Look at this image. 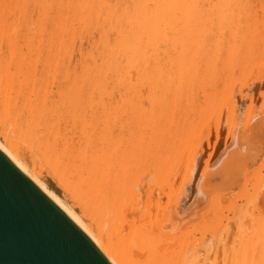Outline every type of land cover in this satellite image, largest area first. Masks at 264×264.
Here are the masks:
<instances>
[{"label": "bare ground", "instance_id": "6f19581e", "mask_svg": "<svg viewBox=\"0 0 264 264\" xmlns=\"http://www.w3.org/2000/svg\"><path fill=\"white\" fill-rule=\"evenodd\" d=\"M263 126L264 0H0V149L112 264H264L205 203Z\"/></svg>", "mask_w": 264, "mask_h": 264}, {"label": "water", "instance_id": "95a60500", "mask_svg": "<svg viewBox=\"0 0 264 264\" xmlns=\"http://www.w3.org/2000/svg\"><path fill=\"white\" fill-rule=\"evenodd\" d=\"M0 264H112L1 149Z\"/></svg>", "mask_w": 264, "mask_h": 264}, {"label": "rangeland", "instance_id": "374dc122", "mask_svg": "<svg viewBox=\"0 0 264 264\" xmlns=\"http://www.w3.org/2000/svg\"><path fill=\"white\" fill-rule=\"evenodd\" d=\"M244 111V110H243ZM243 111L241 110V112H240V114H239V118L241 117V121H240V119L235 123V126H237V124L239 123V124H241V125H243V127L244 126H248V124L249 123H244V121H243V117L246 115L245 113L246 112H244L243 113ZM245 124V125H244ZM262 128V130H264V126L263 127H261ZM258 135H257V137L259 136V131H258V133H257ZM260 136H261V134H260ZM260 136H259V138H260ZM261 139V138H260ZM260 141H262V140H260ZM223 145V144H222ZM252 147H255V150H254V148H252L251 147V151L253 150V155H249V157L248 158H246V160H248V159H251L252 160V162H251V160H248L249 161V164H248V166L247 165H244L245 167H243V163H245L246 164V162H243V163H241L242 161H241V159H240V161H236V165H235V158H234V156L232 157V158H230L229 159V161L227 162V163H225L224 164V166H223V168H221V169H219L218 170V177L217 176H215L214 177V179L212 178L211 180H213V181H215V182H217L218 180V182H222L221 180H223V179H228V178H225V173L226 174H228V175H232V174H229V173H231V170H230V168L232 169V173H233V170H235L237 167V169L234 171V173H233V175H232V177H231V179L229 180V185L231 186V187H229V186H227V185H225V186H227V189H226V187L225 188H221L220 189V187H224V182L223 183H221V184H219L220 186L218 187V188H216V189H214L213 191H210V190H208L209 192L207 193L208 195L205 197V200L206 199H208L207 201H205V203H206V207H208V209H210L211 208V205H212V207L215 205V204H217V203H215V202H217L219 199H221V200H219L220 201V203H219V201H218V206H220L221 208H219L217 205V208H219V211L221 212L220 213V217L223 219V226H222V230L225 232V231H227L226 229H228L227 227H229L230 225H232L233 223H234V221L236 220V216L239 214V212H240V209L241 208H244V206L246 207L247 205H248V199H249V197L251 196V195H253L254 194V192H255V190H257V188L258 187H260V189L259 190H262L263 188H262V185L264 184V152H262V149L264 148V145H263V147L262 148H260V146H256V145H252V144H250ZM247 149H248V147H247ZM258 151H257V150ZM238 151V150H237ZM244 151H246V148H244ZM260 151V152H259ZM238 153V152H237ZM261 153H263L262 155H261V158L262 159H259L260 158V154ZM236 155V154H235ZM257 156V157H256ZM233 158H234V160H233ZM255 158H257V159H255ZM259 161V162H258ZM240 162V163H239ZM250 162H251V164H250ZM230 163H231V165H230ZM233 163V164H232ZM238 163V164H237ZM228 164H229V166H232V165H234V167H228ZM254 164V165H253ZM259 164H260V166H259ZM226 165V166H225ZM252 165H253V167H252ZM263 165V166H262ZM228 167V168H227ZM240 167V168H239ZM261 167V168H260ZM227 168V169H226ZM235 168V169H234ZM245 168V169H244ZM262 171H261V170ZM225 172H224V171ZM248 170V171H247ZM257 170H260V171H257ZM236 171H237V173H236ZM245 173V174H243V172ZM256 172V173H255ZM221 174V175H220ZM241 174V175H240ZM222 175H224V177L222 176ZM228 175H226L227 177H229ZM236 175V176H235ZM252 175V176H251ZM239 176H241V177H239ZM245 176V177H244ZM220 177V179H218ZM250 177L252 178V179H250ZM241 178H243V180H240ZM234 179V180H233ZM247 179H248V183H246L247 182ZM228 180H224L226 183H228ZM239 180H240V183H239ZM250 180V181H249ZM212 181V182H213ZM244 181V182H243ZM235 184L234 186H233V184ZM214 183V182H213ZM225 183V184H226ZM243 183V184H242ZM245 183V184H244ZM54 184V183H53ZM215 184V183H214ZM232 184V185H231ZM238 184H239V186H238ZM55 185V184H54ZM222 185V186H221ZM56 186V185H55ZM238 186V187H237ZM57 187V186H56ZM229 187V188H228ZM254 187V188H253ZM252 188H253V191H252ZM256 188V189H255ZM211 189V188H210ZM224 189V190H223ZM231 189V190H230ZM235 189V190H234ZM223 190V191H222ZM227 190V191H226ZM221 191V192H220ZM223 192V193H222ZM251 192H253V193H251ZM258 192V191H257ZM218 193V194H217ZM220 194V195H219ZM221 194H223V196L221 195ZM234 194V195H233ZM250 194V195H249ZM214 195H219V199H218V197L216 198L215 197V199L212 197V196H214ZM212 197V198H211ZM247 198V199H246ZM209 199H211V200H209ZM247 200V201H246ZM213 201H215V202H213ZM209 202H211V203H209ZM213 203H215V204H213ZM245 203H247V204H245ZM211 204V205H210ZM208 205V206H207ZM215 207V206H214ZM216 208V207H215ZM216 208V209H217ZM213 210V209H212ZM211 211V210H210ZM208 212H209V210H208ZM237 213V214H236ZM234 214H236V216L234 215ZM211 220H212V218L210 219V222H211ZM209 221V220H208ZM208 221L206 222V225L208 224ZM213 221V220H212ZM212 224H213V222H211ZM231 223V224H230ZM205 224V223H204ZM210 224V223H209ZM211 224V225H212ZM210 225V226H211ZM229 225V226H228Z\"/></svg>", "mask_w": 264, "mask_h": 264}]
</instances>
